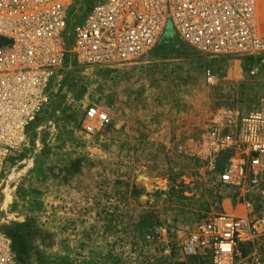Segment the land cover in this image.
Returning a JSON list of instances; mask_svg holds the SVG:
<instances>
[{"label": "rangeland", "instance_id": "rangeland-1", "mask_svg": "<svg viewBox=\"0 0 264 264\" xmlns=\"http://www.w3.org/2000/svg\"><path fill=\"white\" fill-rule=\"evenodd\" d=\"M175 40L112 66L69 60L54 75L26 141L3 159L0 231L21 264L27 253L41 264L213 263L207 248H184L220 210L231 156L210 135L233 132L264 90L245 60ZM90 107L107 116L91 129Z\"/></svg>", "mask_w": 264, "mask_h": 264}, {"label": "built area", "instance_id": "built-area-1", "mask_svg": "<svg viewBox=\"0 0 264 264\" xmlns=\"http://www.w3.org/2000/svg\"><path fill=\"white\" fill-rule=\"evenodd\" d=\"M0 0V179L3 159L26 141L69 60L112 66L153 51L164 37L211 57H239L264 90V0ZM169 30L170 34H166ZM174 41V42H175ZM214 81L210 69L205 71ZM233 132L210 144L230 159L219 173L218 212L185 245L212 264H264V92ZM87 118L107 119L90 107ZM225 202L227 207H225ZM230 208V209H229ZM0 264H21L0 231Z\"/></svg>", "mask_w": 264, "mask_h": 264}, {"label": "trees", "instance_id": "trees-1", "mask_svg": "<svg viewBox=\"0 0 264 264\" xmlns=\"http://www.w3.org/2000/svg\"><path fill=\"white\" fill-rule=\"evenodd\" d=\"M25 260L29 264H34V263H36V264H39L40 263L41 264V262L37 261L39 259L35 255L30 256V254H28V253L25 256Z\"/></svg>", "mask_w": 264, "mask_h": 264}, {"label": "bare ground", "instance_id": "bare-ground-1", "mask_svg": "<svg viewBox=\"0 0 264 264\" xmlns=\"http://www.w3.org/2000/svg\"><path fill=\"white\" fill-rule=\"evenodd\" d=\"M230 209V208H229Z\"/></svg>", "mask_w": 264, "mask_h": 264}]
</instances>
